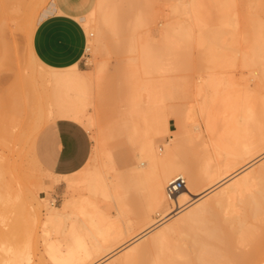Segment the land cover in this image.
Segmentation results:
<instances>
[{"label": "bare ground", "instance_id": "6f19581e", "mask_svg": "<svg viewBox=\"0 0 264 264\" xmlns=\"http://www.w3.org/2000/svg\"><path fill=\"white\" fill-rule=\"evenodd\" d=\"M188 1L190 2L189 5L186 6L188 7V10H184V12H188L190 15L188 17H191V21L193 22V24L199 27L198 28L197 26H195L199 29V34H197L196 37L193 35L195 32L197 33V31L193 33L191 25L189 26L192 33L191 31L189 32V30L186 31L189 27H187L186 29V27H183V24H178V28L175 27L176 25L174 26L175 28L172 26L173 30H167L166 28L164 30V34L166 35L165 39L167 40L165 41V48L167 44L169 42L171 43L173 40L175 42L173 41L171 45H174L173 43L179 42L178 39L180 38L176 39V37L174 36L175 33H179V35L184 33L185 35L182 34L183 37L187 38L186 36H188V39H192L193 37H195L199 41L198 45L203 44L205 46L206 53L210 54V56H213L211 57L213 58V60L210 58V61L215 62V60L218 59L219 56L217 57L218 53L216 52L219 50L222 51V53L224 52V57H226L225 60L230 56L234 58L236 64L240 65L242 68L249 67L253 64L260 65L261 62L264 63V0H242L243 2L240 1L239 4H237L235 0ZM41 2H43V0H0V51L4 53L1 54L0 52V54L3 56H1V59H3L5 56L6 60H15L12 59V56L16 55L17 45L13 43V41H10V38L8 39L7 35L9 31L10 21L13 20L16 14H23L27 18V20L25 19L27 21L25 24H28L27 34H30L27 36H31L32 38L36 28V25L34 23V16L36 14L37 7L41 6ZM147 2L148 0H128L129 5L126 4V7H123L121 11H119L120 14H117L116 12L117 10H119L118 8L112 13L114 14L113 19L117 14V18H121L122 21H124V16H128L129 14L132 16L134 14L133 16L136 20L134 21V24H131L133 25L131 28L134 27L133 30H135L136 25H141L140 23L144 21L145 17H143L142 15V13H144L143 6L146 7ZM54 3L52 1L45 9H43L40 14V18L46 13L54 10ZM207 3L209 5H207ZM213 14L214 20L212 22H209L208 18H211ZM130 15L129 17H131ZM103 16L105 18L103 17L102 26L99 29L97 28V32L100 34V36L103 37V40H105V36L107 33L104 31L107 28L105 26V22L107 21L106 18L108 19L107 16L110 17V14ZM78 18L81 20L85 19L83 15ZM13 21H15V19ZM129 26L130 25H128V27ZM179 30L184 31L179 32ZM167 31L174 33V35L172 34L167 37ZM179 35L176 36L179 37ZM100 36H98V38ZM168 39L172 41L169 40L168 42ZM169 44L168 46H170ZM151 45H149V47ZM142 46L143 44L141 45V47ZM32 48V45H30V47L28 48V54L32 59H34V61H36V63L39 62L38 64H40L41 61L38 59L36 53ZM144 49H146L147 51L149 50V53L150 51L153 52V54H149L147 53V51H145L144 55H146V57L147 55H150L147 60L148 67H155V62H157L156 55H158V52L155 51L156 48H154L153 50L149 49L148 46H146ZM146 57H144L142 60L146 61ZM214 57H216L217 59ZM224 57L222 58L223 60ZM8 63L10 62L8 61ZM158 63L159 62H157L156 68L158 66ZM40 65H43V67L45 66L42 63ZM45 67L50 71L45 74L43 73V75L45 76H43L41 73L39 75V78L41 79V77H43L42 80L44 82L46 81L56 86L55 91L51 95V100L48 99L50 101H47L49 102L47 107H44L45 105L43 106V102H37V96L29 91L30 88L28 86L27 87L29 88V90L27 89V87L25 86L27 83H23V81L26 82V80L23 79H25L26 76L28 78L29 75L22 74L21 76H19L20 79H18V81L21 80L19 81L20 83L16 84L17 81L13 82V86H9L2 92H0V144L4 147L10 148V143L13 142V144H18L17 147L19 148V144L23 143L24 139L26 138L28 142V138H30V136L33 137L31 138L33 140L31 144H34L39 129L42 127L43 123L50 118L72 119L83 125L93 124L92 121L94 118L88 112V106L92 103L90 100L91 90H93L92 85L95 83H93V80L95 79V77H97L98 79V75L94 76L91 73H86L87 70L80 68L76 64L63 68H57L49 65ZM150 69L154 70L153 67ZM20 70L22 69L19 67L18 71ZM89 71L90 70H88V72ZM251 72H256V70L251 69L249 73ZM232 76L234 75H231L229 81L225 80L227 83H224L223 81L220 82V80L215 83V85H220V83H222L223 85L222 89H220L221 92L220 90L217 92V94H219L217 95V97L220 96L219 99L217 98V104L219 105V108L216 109L218 111L213 112L214 108H211V106H209L208 109L207 106L202 107L201 105L202 108H200L201 113L205 114L206 131L208 132V136L206 137L207 139L203 138V136L201 140L202 144H204L203 147H205L203 148L204 158L202 160L205 161L201 160L200 162L205 163L200 167L198 166V171H195V169L193 170L189 167L188 168L191 170L185 168V170H187L186 172H184L185 170L181 171V173L183 172V176H185L184 174L187 173V179L189 178V182H187V188H190L191 191H193V189L197 187H199L197 190L201 188L202 189L199 192L195 190V192L191 193V195L194 196L190 197L189 194L188 196L190 197V199L187 198V200H185V203L181 204L178 202L181 205L173 210L174 214L171 216L175 217L180 211L183 212V210H185L187 206H190L191 201L197 200L195 199L196 196L204 192L208 193L209 191L214 190V188L216 189L219 184L226 182V180L230 178V180H233L230 182L228 181L229 183H224V186H222L223 184H221L219 186H222L221 188L217 187L218 190H216L215 192L213 191V195L208 200H204L199 203L197 201L194 207L190 209L187 208L188 210L184 211L183 214L180 212L181 215H179V213L174 220L172 219L173 221H170V223H164L165 227H162V229L156 232L144 244L133 248L132 246L130 248L129 246L125 247L128 249L124 250L126 251L123 255L124 258L120 256L123 259H121L120 257L117 259H121L123 263H120V260H113V263L111 261V263L109 264H114V262H116L117 264H136L138 262L139 264H264V162L257 168L249 172L243 171L244 173L242 175H240L239 177L237 176L241 174L242 170L246 166L250 165L249 163L257 161L262 156H264V96L261 105L258 104L254 99H246L243 93L244 90H242V88H238L237 86V84L241 86V84H239V80ZM233 78H235L236 80ZM209 79L210 77L208 78V80ZM42 80L41 82H43ZM262 80L264 82V68H262ZM215 81L216 80H214L213 82ZM44 82L43 84H45ZM213 82L211 81V83ZM223 83L226 85H224ZM207 85L210 86L211 84L207 83ZM215 85L214 88L216 87ZM235 86L238 89H236ZM50 90L52 91V89ZM216 91L211 92L215 93L216 95ZM94 93L95 92H93V94ZM221 99L223 100L221 101ZM205 101L203 105L207 104ZM209 101L210 104L215 102V100L213 101L212 99H210ZM199 105L200 104H198V106ZM207 105H209V102ZM210 110H212V112ZM218 123L221 125L219 126L220 128H217ZM198 136L199 134L197 133L191 135L190 138L191 140H195V138H197ZM170 138L172 139V136ZM242 138H244V140L241 141L240 139ZM171 139H168L169 141L166 140L163 142L164 149L161 150L157 149L158 144L156 140H153L152 137L150 139L152 141H147L148 144L142 149L143 151L141 150V153L137 155L139 156L138 158L147 157L148 164L146 167L143 168L142 166L136 165V167L140 169L142 168L143 171L145 170V179L149 181L153 179L155 180L160 174L161 169L162 171H165L163 170L164 167L168 168L169 171H167L166 169L165 173H169V175L170 171H173V167L172 165L170 166V164L172 163V158H175L178 154V152L175 151L180 144L179 140H176L175 137H173V141ZM239 142H243V145L238 147V145H240ZM235 146H237L236 149ZM13 147H15L16 149V145ZM12 148L11 150H13ZM2 149L4 148L2 147ZM110 151L108 153H104V155L106 154L108 159L112 156L109 155V153H112ZM15 152L17 153V151ZM175 153V156L172 155ZM32 156V162L38 164V160L35 154H33ZM222 156H224V158L221 160ZM0 157L1 161H3L2 159L6 158L4 156V158H2L1 155ZM170 158L171 161L169 160ZM90 160L91 157L88 159L86 164L77 171L81 173L79 180L66 181V188L70 191L72 190V193H69V195H71L68 197L65 196L66 198L59 206H47L46 217L45 221L43 222V229L45 230L43 231L44 233H46V235H44V238L46 237L44 241L47 242L46 240L50 239L48 240V242L51 243H49L48 245L46 244L48 247L46 246L45 249L49 248V252L52 251L48 255L51 256L50 258H52L55 264H86L90 260L91 264H95L100 260L102 261L103 259H107L114 253H116L118 248L124 244L123 242L122 244L118 245V242L120 240H123V238L126 239V242L135 237L141 238V236L147 235V233H149L153 228L163 224L165 220V216L163 217L164 220H162L161 222V219L154 220L152 218V214L150 213L148 214L149 224L145 228L140 230L132 237H129L130 235L124 236L119 232V234H117L118 238L120 237V239L117 240V236L114 234V231L111 233V226L113 225V222H115V220L107 216L105 217V214L101 209L96 197L102 196L107 199L110 197V192L112 191V189H115L114 191L117 193L119 192V186L116 182H109V180L106 181L105 177L102 176L103 173L99 172V170L90 168ZM4 162L7 163V165L5 166L6 168H8L9 162ZM13 162H15V160ZM19 162L20 164L18 163V167L19 165L21 166V159ZM10 163L9 165L12 166L13 164L11 163V165ZM165 163L169 164V167ZM158 164L166 166L160 167ZM155 165L156 167L157 165L160 167V172H158L159 170L157 169V172L159 174L155 172L157 176H155L156 174H154L153 172V169H155L153 166ZM192 166L193 165H191V167ZM9 168L7 169V171L10 170ZM14 168L13 170H15ZM26 170L22 171L19 169L18 172H11V180H9L11 184L13 178L15 177V174L21 177L23 180L22 182H19V185H21L23 182L28 181V184L25 185L27 190L25 188H20L21 190L19 191V187L17 186L11 189L18 191V193L17 191H13L15 194L17 193V199L19 198L22 201V205L31 212V215H34V219L36 216L37 220L40 211L33 207V204H30L32 196L30 195L31 197L29 198V203V199H24L25 193L26 191L28 192V190L32 191L30 192L31 194H38L33 186H29L31 185L29 184L30 180L25 179L27 172ZM49 173L50 175L55 177H64L61 175H55L51 172ZM165 173L161 172V177L165 176L163 175ZM10 174H8V178ZM139 174L142 173L139 172ZM169 175L166 174L168 179ZM153 176H155L156 178H153ZM233 177H235V179ZM164 178L165 177H163V179ZM167 178H165V180H167V182L169 183L171 179L169 181ZM5 181L2 180V182L6 183ZM58 181L59 180H52V187H54V185H57ZM2 182L0 180V215H2V213L4 212V201L8 200L7 197L11 196L12 193L10 192L11 190L8 191V188L7 190L5 189L7 185H5V187L2 186V184H4ZM14 183L16 184V182ZM14 183H12L11 185H13ZM42 186L46 191L44 183ZM2 187L4 189H2ZM183 190L185 192L186 187H184L182 191ZM184 192L181 193L180 191L175 197H180ZM15 194L12 195L14 196V199L16 198ZM117 195L118 194L116 193L114 194V196ZM120 196H122V194ZM33 198H35V196H33ZM117 198L119 202V195L115 198V201H117ZM182 198L180 197V199ZM41 199L46 200L45 197H41ZM153 199V203H157L158 197L156 196ZM6 202L8 203V201ZM16 202H18V200ZM149 202L152 203V201ZM151 210L153 209L151 208ZM148 219L146 221H148ZM91 225L95 227V232H93L94 229L91 228L93 227ZM6 230H9V232H7ZM11 230L8 229V227L7 229L2 228V224H0V249L11 246V244H13L15 247L14 260L16 261V264H48L44 259V256H37V254L34 253L32 245L26 243H23L25 246L20 244L17 245L15 243V241L17 242V240L14 239L15 237H13L12 240V242L14 243H11L10 241L8 242V240H11L9 238L13 234ZM52 233L54 235L56 234V238L53 236L55 239H52V237L50 236ZM14 234L13 236H15ZM112 234H114L115 236H112ZM98 235L103 241L98 240ZM122 235L124 236L123 238ZM127 237H129L128 240ZM52 240H54L53 242L57 240L58 243L55 242L53 244ZM63 240H65L64 243L66 242V250L62 249V247L64 248V246L60 245L61 241ZM182 240H189V242H191L190 250H187L184 246H182L183 244H185V242H183ZM187 247L189 248V246ZM147 257H149L150 259H147Z\"/></svg>", "mask_w": 264, "mask_h": 264}, {"label": "rangeland", "instance_id": "374dc122", "mask_svg": "<svg viewBox=\"0 0 264 264\" xmlns=\"http://www.w3.org/2000/svg\"><path fill=\"white\" fill-rule=\"evenodd\" d=\"M52 1L53 0H45V1L43 0V2H41L42 3L41 6L37 7V11L34 16L35 17L34 23L36 25V28L38 25L41 12ZM235 1L237 4H239L240 1L242 0H235ZM66 2H68V4H70L71 6H73L78 14H85L83 15L85 17L84 20H81L79 18L78 19L82 22L83 26L85 27V30L88 35V44H87L85 56L81 61V63L78 64V66L82 69L87 70L86 73L89 74L91 73L94 76L98 75V79L97 77H95V79L93 80V83L94 82L95 83L92 85L93 90H91L90 101L92 103L88 106V112L94 118L92 121L93 124L91 125L84 124L83 127L88 131L92 142V148L90 153L91 160L89 162V164L90 163L91 164L89 165V167L91 166L90 168L99 170V172H102L104 174V175L102 174V176L105 177L106 181L109 180V182L110 181L116 182L119 186L118 193L114 191L115 189H112V191L110 192L111 193L110 197L113 196L111 198L109 197L111 200L109 198L105 199L102 196L96 197L101 209L105 214V217L107 216L115 220V222H113V225L111 226V230H112L111 233L114 231V234L117 236V240L120 239V237L118 238L119 232L122 233L124 236L130 235L129 237H132L133 235L138 233L140 230H142L149 224L148 214L150 213L152 214V218L154 220L161 219L160 220L161 222L162 220L165 219L163 224L153 228L149 233H147V235L141 236V238L135 237L133 239L128 240L129 237H127L128 244L126 242V239L123 238L124 236L122 235L123 240H120L118 242V245L122 244L123 242L124 244L118 248L119 251L117 250L116 252L117 254L114 253L109 258L103 259L102 261L100 260L99 262L95 263V264H109L111 263V261L113 263V260L114 261L117 260L120 256L123 257L124 253L126 252L124 250L128 249L125 247L129 246L130 248L132 246L133 248L144 244L156 232L162 229V227H165L164 225L166 223H170V221H173L175 217L181 212L180 211L175 217L174 216L172 217L171 215L174 214L173 210L178 206H180L182 203H185L186 202L185 200H187V198L190 199L191 196H194L191 195V193L195 192V190L199 188L197 187L193 189V191H191L190 188H187L188 185L187 182H189L188 180L189 178L187 179L186 176L187 173H185L184 175L186 177V185H185L186 191L184 192V190L182 191L181 189L180 190L181 193L184 192L185 194L183 193L184 195L183 194L181 195L180 193L181 196L179 195L181 198L182 197L183 198L182 199H180V197L169 198L166 191L168 182L167 180H165V178H167L166 174L169 175V173H165L166 169L167 171L169 170L168 168L164 167L166 165L168 166L169 164L165 163L166 165L164 166L158 164L160 167L163 166L164 167L163 170H165L162 171L161 169V172L165 173L163 174L165 176L162 177H161L162 174L160 172V167L158 165H157L158 168L156 167V165L153 166L156 169L155 170L152 168L154 170L153 171L154 174H156L155 172H157L158 170L160 174L157 172V174H159L158 177L157 178L155 177L157 176L156 174L155 176H153V178L155 177L156 179L149 181L145 179L146 178L145 175L146 173L144 174L145 170L143 171L142 168L140 169L136 167V165L142 166L143 168L146 167L148 164L147 157L138 158L139 156L137 155L141 153V150L148 144L149 141H152L150 140L152 137L153 140H156L158 144L157 149L162 150L164 149L163 142L168 139L170 140L171 139L170 137L172 136L171 140L173 141V137H175L176 140H179L180 145L177 148L178 151L177 150L175 151L178 152V154L177 155L176 153L172 154L174 156L176 155V157L175 158L173 157L172 161L171 158L169 159L172 162L170 166L172 165L173 168L172 167L171 168L173 169V171L170 169L172 172L170 171V175L168 176L169 179L168 178L167 179L170 181V179L171 180L172 178L174 179L175 176L177 177L179 174L183 175V172L181 173V171H184L185 168L186 169L192 168L193 170L195 169V171L196 170L198 171L199 167L205 163V162H200L204 158L203 148H205L203 147L204 144H202L201 140L203 136H204L203 138L205 139H207L206 137L208 136L207 135L208 132L206 131L205 114L201 113L200 108H202L203 106H207L209 109V106H211V108L212 107L214 108L213 112L218 111L217 109L219 108V105L217 104L218 102L217 98L219 99L220 96L217 97V95H219L217 94V92L220 89H222L223 85L222 83H220V85L218 84L215 85V83H217V81L219 80L220 82L223 81L224 83H227L226 81L230 80L229 78L231 77V75H234L232 77H235L237 80H239L240 82L239 84H241V86L238 84L237 86L238 88L240 89L242 88V90H244L243 93L245 98L254 99L258 104L261 105L264 96V82L262 80V68H264V63L261 62L260 65L253 64L250 65L249 67L242 68L240 65H237L235 59L230 56L228 57L229 59L227 58L225 60L226 57H224L225 56L224 52L222 53V51L219 50L216 52L218 53L217 57L219 56L218 59L214 57L217 60L214 59L215 62L210 61L211 59L213 60V58H211L213 56L207 54L205 51V46L203 44L198 45L199 41L195 38L197 34H199V29H198L199 27L193 24V22L191 21V17H188L190 16L189 13L184 12V10L186 11L188 10V7H186L190 3L188 0H148L146 7L143 6L144 13H142V15L143 17H145L144 21L140 23L141 25L137 24L135 30H133L134 27L131 28L133 26L131 24H134V21L136 20L134 19L133 16L134 14L132 15L133 17L129 14L132 18L129 17V15L124 16L123 17L124 21H122L121 18L120 19L117 18L118 17L117 14H120L119 11H121L123 7H126V4H128V0H66ZM207 5L209 4L207 3ZM117 8L119 10H117ZM115 10H117L116 11L117 14L113 19L114 14L112 13ZM109 14L110 17L107 16L108 19L106 18L108 22L107 21L105 22V26L107 27L105 28L107 30L106 29L104 30L105 32H107L105 36L106 39L104 38L105 40H103V37L100 36V34L97 32L98 31L97 28L99 29L102 26L103 23L102 20L104 17L103 15H109ZM14 19L15 21H13ZM25 19L27 20V18L23 14H16L13 20L10 21L9 31L7 35H8V39L10 38L9 40L13 41V43L17 45V51H16V55H13L14 57L12 56V59L15 60H8V59L6 60L5 56H4L5 59L4 58L1 59L3 57L1 55L3 52L0 51L1 52L0 92H2L5 88L9 86H13V82L17 81L16 84L20 83L19 81L21 80L18 81V79H20L19 76H21L22 74L29 75L28 78L26 76L28 80L26 78L23 79L26 80V82L23 81V83L28 84L30 82L28 85L27 84L25 85L26 87L28 86L30 88V90L28 87L27 89L32 94L37 96L36 98L37 102L39 103L43 102L44 103V104L42 103L43 106L45 105L44 107H47L49 103L47 101L51 100V95L55 91L56 86L46 81L44 82L42 80L43 77H41V79L39 78V75L41 73L43 75V73L45 74L50 70H48V68L45 67L48 66V64H45L38 58L41 61V63L45 65L43 67V65H40L41 63L40 64H38L39 62L36 63V61H34V59H32L28 54L29 51L28 48L30 47V45H32L33 47L32 44L33 36L32 38L31 36H27L30 34H27L28 24H25L27 22ZM213 20H214V14L211 18H208L209 22H212ZM187 22H189L190 24ZM178 24H183V27H186V29L187 27H189L186 30V31L189 30V32L191 31L189 25H191L193 33L197 31V33L195 32L193 34L195 37H193L192 39L190 38L188 39V36H186L187 38L183 37V35H185L184 33H182L183 35L180 34L181 35L180 36L179 33L178 34L175 33L174 35V33L167 31L168 32L167 37L173 34L176 37V39L178 38L180 39H178L179 40L178 43L177 42L173 43L174 45H171V43L174 40L172 41L168 39V42L169 40L172 42L171 43L169 42L170 44L169 43L168 44L170 46H168L167 44L168 47L166 46L165 48V41L167 40L165 39L166 35L164 34L165 33L164 30L166 28L167 30H173V27L175 25H176L175 27L178 28ZM128 25L130 26L128 27ZM195 26H197L198 28ZM180 31H184V30H179V32ZM176 35H179V37H177ZM98 36L100 37L98 38ZM101 39L103 42L101 41ZM163 43H164V47H163ZM142 44L143 46L141 47ZM148 44L151 45L150 46L151 48L149 47ZM146 46H148L149 49H153V50L154 48H156L155 51L158 52V55H156L157 56L156 60L157 62H159L158 66L156 68L157 62H155V67L152 66L155 71L150 69L152 67L149 68L147 65V60L150 57V55H147V57L146 55H144L145 51H147L146 49H144ZM147 53H149V50L147 51ZM151 53L153 54L152 51H150L149 54ZM144 57H146V61L142 60ZM223 57L224 60L222 59ZM8 61L10 63H8ZM19 67L23 71L22 70L18 71ZM251 69L256 70V72L249 73ZM88 70L90 71L88 72ZM209 77L210 79L208 80ZM205 79L208 80L210 83ZM41 80L45 84H43ZM214 80L216 81L213 82ZM211 81L213 83H211ZM206 82L211 85L208 86ZM97 83L99 84L100 87L98 86ZM214 85L216 86L215 88ZM238 88L236 87V89ZM50 89H52V91ZM92 91L95 93L93 94ZM211 91L212 92L216 91V95ZM210 99H212L213 101L215 100V102L211 101L215 104V106L213 103H212L213 106L212 104H210L209 101ZM222 100L223 99H221V101ZM204 101L207 104L209 102V105L207 104L203 105ZM198 104L200 105L198 106ZM210 111L212 112V110ZM59 119H64V118H55V119L50 118L49 119L50 121L46 120L47 123L45 121L42 127L39 129L34 144H31L33 142V140L31 139L33 138L32 136L28 138V142L26 140L27 138L24 139L23 143L19 144V148L17 147L18 144L14 143L16 145L17 150L15 149V147H13L15 146L13 142H11L12 144L10 143L9 146L10 148L4 147L3 145L0 144V155L2 156V158L6 157L8 159V160L6 158L2 159L3 161H1L0 159V166H1L0 168L2 167L4 168V169L3 168L0 169L1 170L0 180L1 182L2 180L3 181L6 180L5 181L6 183L2 182L4 183L2 184V186L5 187V185H7L5 189L7 190L8 188V191L11 190L10 192H12L11 196L7 197L8 200L6 201H8V203L4 201L5 204L3 208L4 212L2 213V215H0L2 216L0 217V222H1L0 224H2V228L7 229L8 227V229L10 230L12 229L11 231L13 232V234L15 233L14 234L15 236H13V234L12 236L10 235L11 237L9 239L11 240H8V242L10 241L11 243H14L12 242V240L13 237H15L14 239L17 240V242L15 241L17 245L19 244L24 245L25 243L32 245L34 253L37 254V256L38 255L44 256V259L48 264H55V263L52 260V258H50L51 256L48 255L52 251L49 252V248L45 249V247L49 243H51L48 242V240H50L48 239L49 238L48 236H47L48 240H46L48 243L44 241L46 238V237L44 238V235H46V233H44L45 230L43 229L44 228L43 222L45 221L47 206L49 205L59 206L66 197L70 196L71 194L69 195V193H72L71 192L72 190L70 191L66 188V181L79 180L81 174L80 172H76L64 177H55L50 175L49 173L52 172V161L56 149L53 125ZM170 122H171V128H170ZM219 126L221 125L218 123L217 128H220ZM197 133L199 134V136L195 138L196 141L194 139H192L193 140L192 141L190 136ZM240 140L242 141L244 140V138ZM239 144L240 145L237 144L238 147L242 146L243 142H239ZM1 146L4 149H2ZM236 147L237 146H235V149ZM11 148L13 150H11ZM108 150L109 151L111 150L110 152H112L111 154L109 153L110 156L112 155L111 156L112 158L108 155L110 157L109 158L110 160L107 158L106 154L104 155V153L109 152ZM15 151H17V153ZM14 152L18 155V157ZM33 154H35V156L37 157L39 165L32 162L31 156ZM223 158L224 156H222L221 160ZM20 159H21V166L19 165L20 167L19 168L18 163L20 164L19 162ZM29 159L31 160V162ZM10 160L13 165L10 163ZM14 160L15 162H13ZM4 161H8L12 165L10 166L8 163V166L10 167L8 168L10 170L11 167L12 170L15 167L14 168L15 170L13 171L11 170V172H15V171L18 172L19 169L22 171L27 169L25 179L30 180L29 184L31 185L29 186L30 187L33 186V188L35 189L36 192H38V194L37 195H35L34 193L31 194L30 192L32 191L28 190L29 193L26 191L27 194L25 193V196L24 194L23 196L24 199L26 200L32 196L31 197L32 200L30 204L31 205L33 204L32 206L38 209V211H40L37 220H36V216L34 219L33 217L34 215H31V212L22 205L23 204L22 201L19 198L17 199L18 196L16 197V194L18 193V191L11 189L14 188L15 186L19 187V191L23 188L26 189L25 185L28 184L27 183L28 181L23 182L21 185H19L20 184L19 182H22L23 180L21 177L14 174L15 177L13 178L11 184L14 182H16V184L14 183L13 185H11L10 184L11 172L10 170L7 171L8 168H6L5 166L7 165V163H5ZM253 162L249 163L250 165L249 164L248 165L250 167L246 166L244 168L245 170L242 168L243 170L241 174L237 176L239 177L244 172H249L257 168L259 165H261L264 162V156H262L259 160ZM190 164L193 166L191 167ZM186 171L187 170H185L184 172ZM139 172H141L142 174H139ZM29 173L32 175H30ZM8 174H10L9 178H8ZM163 177L165 178L163 179ZM233 178L235 179V177ZM230 179L226 180V182L224 183H229L230 181L233 180ZM52 180H59L58 185H55L54 187H50V188L45 187L46 189L45 191L42 186L43 183L49 185L50 182H52ZM224 183H221L223 184L222 186H224ZM221 184H219L217 187H219ZM217 187L216 189L214 188V190H211L208 193L204 192L196 196L195 199L197 200L191 201L190 206H187L185 210H183V212L194 207L197 201L199 203L201 201L208 200L213 195L212 192L218 190ZM2 189L4 188L2 187ZM201 189L197 191L199 192ZM13 191L15 192L17 191V193L15 194ZM115 193L119 195L120 198L119 202H118V198L116 199L117 201H115V198L118 197V195L114 196ZM13 194H15L16 197L15 199L13 198L14 196H12ZM121 194L122 196H120ZM33 196H35V198H33ZM156 196L158 197V201L157 203H153L154 202L153 198H155ZM41 197H45L46 200H42ZM17 200L18 202H16ZM149 201H152V203H150ZM29 202L30 199L28 203ZM178 202L181 204H179ZM151 208L153 210H151ZM183 212L181 213L183 214ZM181 213L179 215H181ZM164 216L165 218L163 219ZM147 219L148 221H146ZM91 228L94 229L95 227L93 226ZM7 232H9V230ZM93 232H95V229L93 230ZM52 234L50 236L53 239L56 236V234L55 235ZM114 234H112V236H115ZM98 240L103 241L100 238V236ZM53 241L54 240H52V242ZM64 241L65 240L61 241L60 245L64 246V248L62 246L61 247L62 249L66 250L65 249L66 242L64 243ZM55 242L58 243L57 240ZM55 242H53V244ZM183 242H185V244L182 243L183 244L182 246H184L185 249L190 250L191 242H189V240L187 241L185 240ZM187 246H189V248ZM14 250L15 247L13 244H11V246L0 249V264H16V261L14 260L15 258ZM122 257L120 258L123 259L124 257L123 258ZM121 259H119L120 263H123ZM147 259L150 258L147 257ZM90 261H88L86 264H89ZM115 263L116 262H114V264ZM136 264H139V262Z\"/></svg>", "mask_w": 264, "mask_h": 264}, {"label": "crops", "instance_id": "0c3cea01", "mask_svg": "<svg viewBox=\"0 0 264 264\" xmlns=\"http://www.w3.org/2000/svg\"><path fill=\"white\" fill-rule=\"evenodd\" d=\"M53 3L54 10L38 21L33 35V49L38 58L49 66L63 68L78 65L85 56L88 44L87 32L78 19L85 14H78L66 0H53ZM66 119H59L53 125L56 149L51 173L61 176L82 168L92 148L90 135L83 124ZM44 187H52V182L44 184Z\"/></svg>", "mask_w": 264, "mask_h": 264}, {"label": "built area", "instance_id": "2783aa9c", "mask_svg": "<svg viewBox=\"0 0 264 264\" xmlns=\"http://www.w3.org/2000/svg\"><path fill=\"white\" fill-rule=\"evenodd\" d=\"M185 185H186V177L183 175H178L177 177L172 179L166 187L168 197L169 198L175 197L180 192V190L185 187Z\"/></svg>", "mask_w": 264, "mask_h": 264}]
</instances>
